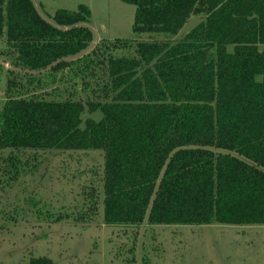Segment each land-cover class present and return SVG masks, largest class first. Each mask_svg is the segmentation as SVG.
I'll use <instances>...</instances> for the list:
<instances>
[{
  "label": "trees",
  "instance_id": "16d2710c",
  "mask_svg": "<svg viewBox=\"0 0 264 264\" xmlns=\"http://www.w3.org/2000/svg\"><path fill=\"white\" fill-rule=\"evenodd\" d=\"M122 1L137 38L92 47L85 6L48 20L32 0H0L4 185L39 154L96 151L102 193L44 221L102 208L108 227L264 226V0Z\"/></svg>",
  "mask_w": 264,
  "mask_h": 264
},
{
  "label": "rangeland",
  "instance_id": "374dc122",
  "mask_svg": "<svg viewBox=\"0 0 264 264\" xmlns=\"http://www.w3.org/2000/svg\"><path fill=\"white\" fill-rule=\"evenodd\" d=\"M32 1L48 20L59 10L78 11L81 6L89 9L92 47L102 40L137 38L133 33L136 8L122 0ZM199 22L200 17L192 16L180 35ZM140 37L148 40L147 35ZM9 68L5 65L0 76V110ZM8 156V152H0V264H30L32 258H49L53 264H264V226L144 223L139 228L108 227L102 208L89 223L46 222L43 215L47 213L83 211V193L90 186L95 185L102 193V154H39L37 160H32V164H38L35 171L22 173L17 181L4 185L2 158Z\"/></svg>",
  "mask_w": 264,
  "mask_h": 264
}]
</instances>
